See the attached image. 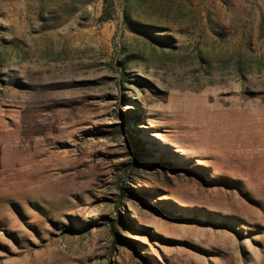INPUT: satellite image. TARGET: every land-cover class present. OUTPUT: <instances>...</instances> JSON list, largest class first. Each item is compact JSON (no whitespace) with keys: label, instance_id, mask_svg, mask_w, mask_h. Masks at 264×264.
<instances>
[{"label":"rangeland","instance_id":"374dc122","mask_svg":"<svg viewBox=\"0 0 264 264\" xmlns=\"http://www.w3.org/2000/svg\"><path fill=\"white\" fill-rule=\"evenodd\" d=\"M0 264H264V0H0Z\"/></svg>","mask_w":264,"mask_h":264},{"label":"bare ground","instance_id":"6f19581e","mask_svg":"<svg viewBox=\"0 0 264 264\" xmlns=\"http://www.w3.org/2000/svg\"><path fill=\"white\" fill-rule=\"evenodd\" d=\"M207 124V123H206ZM208 128V127H207ZM211 128V126L209 127V129ZM211 156L214 155L213 153L210 154ZM210 164H212L211 162H208ZM204 177V176H203ZM188 178V177H187ZM198 178V177H197ZM196 178V179H197ZM222 178V174L221 172L217 169L216 171V178L214 179L215 181H219V179Z\"/></svg>","mask_w":264,"mask_h":264}]
</instances>
